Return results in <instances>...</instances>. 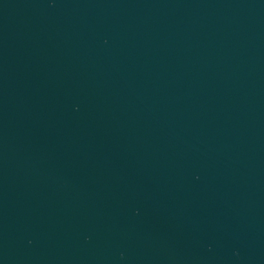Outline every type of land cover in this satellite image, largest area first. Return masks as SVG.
<instances>
[{"label":"water","instance_id":"water-1","mask_svg":"<svg viewBox=\"0 0 264 264\" xmlns=\"http://www.w3.org/2000/svg\"><path fill=\"white\" fill-rule=\"evenodd\" d=\"M0 264H264V0H0Z\"/></svg>","mask_w":264,"mask_h":264}]
</instances>
